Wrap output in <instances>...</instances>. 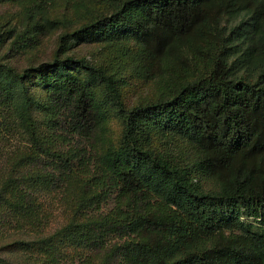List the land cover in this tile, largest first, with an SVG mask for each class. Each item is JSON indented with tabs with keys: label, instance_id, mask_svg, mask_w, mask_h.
<instances>
[{
	"label": "trees",
	"instance_id": "trees-1",
	"mask_svg": "<svg viewBox=\"0 0 264 264\" xmlns=\"http://www.w3.org/2000/svg\"><path fill=\"white\" fill-rule=\"evenodd\" d=\"M7 1L24 11L0 24V51L65 29L49 59L18 69L0 56V264H35L37 244L56 260L64 241L102 264H264V0H99L77 24L47 0ZM82 43L130 54L153 94L128 103L126 78ZM106 106L121 132L104 144ZM52 190L73 211L56 232Z\"/></svg>",
	"mask_w": 264,
	"mask_h": 264
},
{
	"label": "rangeland",
	"instance_id": "rangeland-1",
	"mask_svg": "<svg viewBox=\"0 0 264 264\" xmlns=\"http://www.w3.org/2000/svg\"><path fill=\"white\" fill-rule=\"evenodd\" d=\"M98 3H100L99 0H47V5L49 6L48 9L51 16L59 18L70 17L71 19L78 20L75 24L81 21V19L77 18V15L78 12L84 11V5ZM23 11L24 8L20 3L8 1L1 2L0 24H6L7 22L21 23ZM63 25L65 24H60V26L48 29L44 34L39 36L38 44L32 48H10V42H8L7 45L0 51V56H3L5 60L10 61L18 69H23L24 67L43 59H49L54 55L59 34L65 29ZM128 42L130 41H127L125 45H128ZM130 44L133 45V42H130ZM76 47L77 54L87 55L92 59L99 60L100 62L108 65L111 69L115 70L118 76L126 78L127 82L121 86L124 97L128 103L133 104L137 101L146 99L148 96L153 94V85L149 81H144L137 76L134 69V62L130 54L122 57H115V53H117L115 48L112 45H107L105 43H82ZM30 83H32V80H30ZM33 87L34 88L32 92L37 101H43L45 98V91L41 87L37 86L35 82ZM97 94L99 98H102L101 90L98 89ZM106 111L109 114V128L108 133L105 136L106 138L104 144H106L109 140L118 142L121 132V121L112 113L113 110L109 106H106ZM34 112L36 117L39 119V122L42 123L44 118L43 112H41L37 106H35ZM41 127L44 131V123L41 125ZM2 138L4 137L0 136V175L4 173L5 167L7 165V152L5 149H1ZM10 143L11 141H8L9 145ZM174 151L175 154L179 156V159L182 161V163H189L191 161L192 151L185 141L177 140L175 142ZM206 185L209 186L208 184ZM59 197L60 195L56 190L48 192V194L46 196L44 195L43 197L47 207L46 211L51 215V221L49 225L52 228V232L60 230L61 227L64 226L73 215L72 210L64 208L65 204L63 200L59 199ZM0 229V231H7V228ZM18 236H13L12 239ZM77 246L78 245H70L64 241L62 245L55 248L56 260L43 263L46 253L44 254L43 247L37 244L35 247L37 262L35 264H102V260L97 258H94L92 262H86L84 259L88 251L83 250L81 246ZM25 252L29 253V250H26ZM15 254L16 256H23L24 251L23 253L20 251L16 252ZM49 258L52 259L51 257ZM33 261H35V259Z\"/></svg>",
	"mask_w": 264,
	"mask_h": 264
}]
</instances>
